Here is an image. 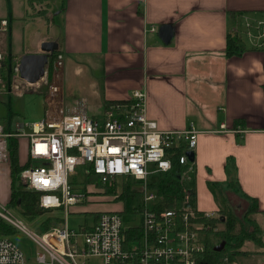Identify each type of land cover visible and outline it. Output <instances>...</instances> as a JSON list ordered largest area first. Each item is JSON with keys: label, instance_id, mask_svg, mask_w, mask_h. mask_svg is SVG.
Instances as JSON below:
<instances>
[{"label": "crops", "instance_id": "1", "mask_svg": "<svg viewBox=\"0 0 264 264\" xmlns=\"http://www.w3.org/2000/svg\"><path fill=\"white\" fill-rule=\"evenodd\" d=\"M1 19L8 21L6 32L0 31L4 65H18L25 54L46 53L42 50L46 41L57 43L41 84L32 88L45 87L47 97L52 54L61 51L63 113L84 106L92 116L103 114L107 100L123 99L143 89L147 116L161 129L194 126L199 130L197 210L222 216L220 207L224 206L217 196L221 193L226 198L220 200L232 207L231 197L254 199L262 220L264 38L249 36L246 22L264 19V0H0ZM251 30L257 33L255 27ZM229 38L239 40L242 49L230 54ZM3 75L2 67L0 78L5 82ZM3 85L0 121L6 131H14L13 120L23 113L20 102L32 88L17 95ZM3 105L8 108L6 117ZM222 125L227 131H219ZM238 127L246 131L239 132ZM17 137L18 164L26 168L32 163L30 141ZM21 147L27 149V159L20 155ZM0 180L7 187L11 206L12 188L20 187L14 182L10 155L0 163ZM136 216L141 223L140 214ZM131 236L138 238L135 232Z\"/></svg>", "mask_w": 264, "mask_h": 264}, {"label": "built area", "instance_id": "2", "mask_svg": "<svg viewBox=\"0 0 264 264\" xmlns=\"http://www.w3.org/2000/svg\"><path fill=\"white\" fill-rule=\"evenodd\" d=\"M7 22V19L0 20L1 32H6ZM246 26L249 36L264 38V19L247 21ZM252 27L257 33L252 32ZM4 60L5 55L0 51V68ZM63 67L64 54L58 51L48 84L45 116L29 124V131L7 132L0 121V163L9 158V136L28 137L30 159L38 163H31L18 173L21 182L27 189L39 193L41 208L62 210L66 218L72 207L89 201L85 190L95 184L87 180L98 179L106 185L113 184L118 177L134 178L145 188L141 223L129 224L118 210H101L90 226L84 224L77 230L70 229L67 222L61 224L55 216V225L38 233L0 204L1 221L22 231L39 248L36 261L31 262L12 236L0 235V264H190L188 258L194 252L191 248L205 247L200 231L209 228V224L201 219L213 218L215 214L184 206L152 208L148 202L154 195L148 188L147 177L151 172L169 171L171 155L178 149L182 151L179 162L192 164L187 153L195 150L199 130L194 126L161 129L147 116L143 89L132 91L126 98L107 101L100 117L83 110L65 114L60 101ZM2 83L9 89L7 92L18 95L28 89L26 86L35 87L39 81H26L16 65L9 86L0 78V86ZM78 166H84L86 179L72 183L70 178L77 174ZM134 232L138 238L131 236ZM176 252L178 259L174 258ZM219 264L236 263L227 256L219 259Z\"/></svg>", "mask_w": 264, "mask_h": 264}, {"label": "rangeland", "instance_id": "3", "mask_svg": "<svg viewBox=\"0 0 264 264\" xmlns=\"http://www.w3.org/2000/svg\"><path fill=\"white\" fill-rule=\"evenodd\" d=\"M68 60L65 57V61ZM68 64L67 61L65 63V71H64V79L65 83L67 81L66 75H68ZM41 84V80L39 81ZM25 87V86H24ZM26 88L29 89L28 86ZM32 88V87H30ZM44 88H32L31 91H26L23 97V102H20V107L23 108V113L22 111L19 112L18 115L15 116L13 120V126H15V130L12 131L14 133L21 132L22 130H28L29 127L28 125L31 124L33 121H37L42 119L45 116L46 113V108H47V100L44 96ZM15 101L17 98L14 95H11ZM108 101H113V100H108ZM20 108V109H21ZM81 109L84 110V106H79V108L66 111L67 114L70 113H75V112H80ZM8 110L7 106L3 105V115L6 117V111ZM93 115V114H92ZM102 115V112L100 114H96L95 116L100 117ZM4 121H8L7 118L4 119ZM10 122V121H8ZM23 123L24 125L19 126L18 123ZM11 123V122H10ZM19 126V127H18ZM20 128V129H19ZM16 136V135H15ZM18 138V137H16ZM29 143V141H27ZM23 151V152H22ZM194 151L195 150H191ZM189 151V152H191ZM187 153V155L189 154ZM20 155H24V159H27V149L23 150L21 147L20 150ZM173 156V155H171ZM189 156V155H188ZM190 158V157H189ZM191 160V159H190ZM191 163L187 164H181L184 166V168L179 172L178 176L180 177L179 183L181 185V193L179 194V199L174 198V205L171 208H177V206L182 207H188L190 210H197L196 206V198H195V204H194V198L191 197V190L190 188L186 185V181L189 182L194 179L196 169H195V157L194 160H191ZM33 164L38 163L36 160H32ZM151 165L150 167H152ZM173 168V164L171 169ZM151 174H156V172H151ZM149 174L147 177V182L149 184ZM17 182L20 184L21 178L17 174ZM85 172H84V166H78L77 167V174L71 176L70 181L72 183H81L82 180H85ZM127 181H130L132 184V187L134 188L137 193L140 194L142 204L140 207L137 208V213L135 215L130 217V220H128V223L134 225L138 222V217L136 216L137 214H140V212L143 214L144 209L141 210L144 207V200H145V188L141 187V184L138 181H135L134 178H127L126 180L122 177L119 178V181H114L113 184H106L103 185L102 183L99 182L98 179H89L87 182L94 183L95 185L91 186L89 185L86 188V192L88 193V200L84 204H80L77 207H72L70 214L65 217V213L62 210H53V211H45L42 214L35 215L34 217H29L28 215H25L22 213L17 207L14 206H8V192H7V187L3 184V181L0 180V204L2 206L7 207L10 209V211L15 214L18 218L22 220L24 224L28 226V228L33 231V232H44L46 228L55 225L56 222H54V218L59 217L60 223L64 224L67 222V225L70 229L77 230L80 226L84 224H91L94 221V215H96L99 211L102 209H106V207L113 209V210H122L124 208V202L120 201L119 195L121 194V191L124 188V185H127ZM195 182H196V177H195ZM22 183V182H21ZM23 184V183H22ZM214 185V183H213ZM216 185V184H215ZM108 188H113L114 193H108L107 189ZM148 188L150 191L153 192V199H150L148 204L149 206H154V204L157 202V200L160 198L158 195L157 191L150 189L149 185ZM197 196V189H195V197ZM218 198H219V203L223 204V206H229L231 211L238 216L239 218H243L245 215L246 209L249 207H252L253 205V200L247 199L246 197H243V199L238 198V200H235L234 198L231 197L233 207L229 205L227 202H223L220 200V198H226L225 195H222L221 193H218ZM242 196V195H241ZM153 200V201H152ZM155 201V202H154ZM154 208V207H152ZM170 209V208H168ZM220 209H222L220 207ZM141 210V211H140ZM219 210V209H218ZM221 211V210H220ZM201 212V211H200ZM203 213L207 211H202ZM215 218H221L220 215H214ZM54 217V218H53ZM253 220H255L258 224V229H257V236L262 238H257V239H248L244 242V245L241 246V250L243 252H248L247 254H236V256L233 258L236 262V264H264V215L262 216V220L257 215H251L249 216ZM136 218V219H135ZM214 218V217H213ZM257 219V220H256ZM261 221V223H259ZM217 226L214 227L215 230H224L226 228V225L224 223V219L221 221L215 223ZM238 224V223H237ZM46 225V228H45ZM57 225V224H56ZM213 225V224H212ZM249 229L254 230L253 225L246 224ZM205 227V226H204ZM7 236H12L17 245L23 250L25 255L29 257V260L31 262L36 261L37 257V252L39 251L38 245L29 239L22 231H16L13 235H7ZM199 236V234H198ZM204 239V237H203ZM202 239V241H203ZM213 240H216L215 237H213ZM205 241V239H204ZM225 242V241H222ZM222 242L218 243L217 246H219ZM225 248V245L223 249ZM222 249V250H223ZM220 250V251H222ZM236 248H233V251H235ZM191 251H199L196 249V247L191 248ZM218 251V250H217ZM219 251V252H220ZM236 253V252H235ZM229 257L230 255L227 254H221L219 256V259L222 257ZM94 262H97L98 259H93Z\"/></svg>", "mask_w": 264, "mask_h": 264}, {"label": "trees", "instance_id": "4", "mask_svg": "<svg viewBox=\"0 0 264 264\" xmlns=\"http://www.w3.org/2000/svg\"><path fill=\"white\" fill-rule=\"evenodd\" d=\"M229 53H235L237 50H241V42L235 38H229ZM238 48V49H237ZM57 52H54L52 56L54 57ZM6 61V57L4 62ZM8 66V67H6ZM16 64L8 63L7 65H2L4 70L3 77L5 78L6 85L9 86L11 81V77L14 73V67ZM0 68V69H1ZM53 68V64L50 66ZM108 101V100H107ZM8 132H12L10 129L7 130ZM14 133V132H12ZM17 136H9L8 137V147L10 150V158L12 160V173L14 177L15 185L18 184L16 181L17 174L25 167H19L18 164V157H17ZM181 150H177L176 153L172 154V164L173 168L166 172H156V174H151L149 176V187L157 191L160 198L154 204V208L156 209H168L174 205V198L179 199V194L181 193V185L179 183L180 177L178 176L179 172L184 168L183 165L179 162V154ZM186 185L191 190V197L194 198L195 204V189H196V182L195 176L194 179L190 180L189 182L186 181ZM211 188H214L213 184H210ZM18 187L12 188V194L10 198V205L17 207L22 213L28 215L29 217H34L35 215L42 214L46 210L41 208L38 203L39 193L33 190L27 189L20 181ZM108 193H114L113 188L107 189ZM119 199L124 202V210L121 212L126 222L130 220V217L137 213V208L141 206L142 200L141 196L137 191L134 190L130 181H127V185H124V188L119 195ZM252 207L246 209L245 215L243 218H239L236 216L230 209L229 206H225L224 208L220 209L223 213L221 218H204L207 224H209V228L205 229L202 233V236L206 242V250L204 253L199 256L198 264H219V256L221 254H227L232 257L233 259L236 254H247L248 252H243L241 250V246L244 245V242L248 239H257L261 238L258 237L256 234L258 224L255 220H253L251 215H257L259 208L258 202L253 199ZM177 208H180L177 206ZM224 219V223L226 228L224 230H215L214 227L217 226V222ZM257 220V219H256ZM238 223V224H237ZM213 224V225H212ZM246 224L253 225L254 230L249 229ZM46 227V225H45ZM49 228V227H48ZM46 228V229H48ZM16 230L9 224L4 223L0 219V235H13ZM213 237L216 240H213ZM225 241V248L222 251H217L216 247L218 243ZM262 241V238H261ZM233 248H236L233 251ZM236 252V253H235ZM242 254V255H243ZM234 260V259H233Z\"/></svg>", "mask_w": 264, "mask_h": 264}, {"label": "water", "instance_id": "5", "mask_svg": "<svg viewBox=\"0 0 264 264\" xmlns=\"http://www.w3.org/2000/svg\"><path fill=\"white\" fill-rule=\"evenodd\" d=\"M56 49H58L56 42L46 41L42 44V50L46 53H30L23 55L18 64L21 77L31 83L38 82L45 74V66L48 62L50 53ZM188 155L191 160H194V151L189 152ZM224 245L225 242H222L216 247V250H222Z\"/></svg>", "mask_w": 264, "mask_h": 264}, {"label": "bare ground", "instance_id": "6", "mask_svg": "<svg viewBox=\"0 0 264 264\" xmlns=\"http://www.w3.org/2000/svg\"><path fill=\"white\" fill-rule=\"evenodd\" d=\"M208 229V228H207ZM206 250V242H205V247L202 248L201 250L199 251H194L188 258V260L190 261V264H198V261H199V256H201L202 253H204ZM180 256L179 254L176 252L175 255H174V258L175 259H178ZM231 261L235 262V260L233 259H230ZM236 263V262H235Z\"/></svg>", "mask_w": 264, "mask_h": 264}]
</instances>
